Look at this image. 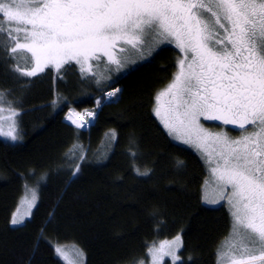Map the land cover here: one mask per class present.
<instances>
[{
	"label": "trees",
	"instance_id": "trees-1",
	"mask_svg": "<svg viewBox=\"0 0 264 264\" xmlns=\"http://www.w3.org/2000/svg\"><path fill=\"white\" fill-rule=\"evenodd\" d=\"M14 44L0 33V105L17 128L13 143L0 139V264H66L56 251L65 247L84 264H143L151 246L177 236L176 264H217L229 211L203 204L204 161L154 115L179 51L147 42L119 50V66L101 57L87 73L70 63L27 76L31 54L12 53ZM69 110L92 112L89 128L68 123ZM25 186L37 203L11 226Z\"/></svg>",
	"mask_w": 264,
	"mask_h": 264
},
{
	"label": "snow or ice",
	"instance_id": "snow-or-ice-1",
	"mask_svg": "<svg viewBox=\"0 0 264 264\" xmlns=\"http://www.w3.org/2000/svg\"><path fill=\"white\" fill-rule=\"evenodd\" d=\"M0 33L15 41L12 53L31 54L27 76L73 61L83 70L97 53L119 66L118 42L136 49L154 38L174 41L184 56L168 89L172 101L163 115L154 112L170 135L201 151L215 145L219 199L208 202L227 200L230 235L242 241L225 257L228 264H264V0H0ZM13 33H23L24 42ZM200 117L247 134L213 135ZM179 242L177 236L173 244Z\"/></svg>",
	"mask_w": 264,
	"mask_h": 264
},
{
	"label": "rangeland",
	"instance_id": "rangeland-1",
	"mask_svg": "<svg viewBox=\"0 0 264 264\" xmlns=\"http://www.w3.org/2000/svg\"><path fill=\"white\" fill-rule=\"evenodd\" d=\"M13 35H18V39L20 40V42L21 43L24 42V40H23L24 34L23 33H20V34L13 33ZM147 42H148V44H153L154 42H156V43L160 42V40L154 38V39L148 40ZM161 44L171 45V46L175 47L180 53L179 60L183 58L184 54L180 51L179 48L176 47L174 41L172 43L163 42ZM141 45H145V43H141L140 46ZM14 46H15V44L12 45L11 48ZM130 46L131 45L123 44V42H118L116 48L113 51L116 54L120 50L121 47L129 48ZM141 48H142V46H141ZM18 51H23L26 53L25 50H18ZM97 55L100 56V59H101V57H104L107 61H109L106 56H103V54L97 53ZM93 60L94 59H89L87 64H85L83 66V70L81 69L80 64H76L74 61L70 62V63L76 65L81 72L87 73L90 71L91 63ZM33 66H34V64H33ZM48 68H51L52 70H54V72H57V70L55 69L54 66H49ZM178 71H179V66L177 63L176 75L178 74ZM172 83H174V79L171 81V83L169 85H167L164 89H162L158 93V95L156 96L154 109L159 108L161 111V115H163L165 110H167L170 107V102L172 101V93L169 92L168 89ZM154 115H155L156 119L158 120V122L160 123V125L165 129L167 134L170 136V138L175 143H178L180 145H183L185 147H188V148L194 150L195 152H197L199 154V156L204 161V163L207 167V179H206L207 183L205 181L203 188H202V202H203V204L208 206V207H217L220 205H225V207L228 209L229 214H230L229 205H228L226 199L219 200V203H209L208 202V201H211L213 199H219L218 189H217V186L215 183V179H214V177H212V174H211V168L215 167V153L213 152L215 145H213L209 141L208 145L206 146L207 151L198 150L194 144L185 143L183 140L176 138L175 135H170L168 129L165 128L164 123L162 122L161 118L159 116H157L155 114V112H154ZM92 118H93V114H92V112H89V111L78 113L74 110H69L65 115V120L68 123H70L76 127H78L77 125H83L82 127H79L83 130H87L89 128V125L91 123ZM73 121H75V123H73ZM199 122L201 125H203L204 129L207 132H209L213 135H215L217 133H226L230 139H240L242 135L247 134V133H244L243 130L237 129L232 125H224L222 121L205 120L204 117H200ZM227 129L233 130L235 133H239V134L237 136H232L225 131ZM16 130H17V128H16L15 116L11 112L6 110L2 105H0V139L4 140L6 142L13 143L15 140H13L11 138V136L17 135ZM8 133H11V135H8ZM208 152H212V155H213V163H211V164H209L207 162V160H208L207 153ZM24 191L25 192H24L23 196L21 197V199L19 200V204H18L16 210L14 211V213L11 217V220H10L11 226H19V225L23 224L27 219H29L31 217L32 212L34 210V207L37 203L38 193H37V190L35 187L25 186ZM229 191H230V188L225 191V196H227ZM14 218L21 221V223H19L17 225H13L11 223V221ZM231 220H232V217H231ZM231 231H230V233H231ZM174 240H175V238L172 240L159 241L156 244H154L153 246H151L149 251H148V254H147V260L143 264H176L177 262H179V260H180L179 251H180L181 245H182L181 244V238H180L179 245L173 244ZM241 242L242 241L239 237L229 234V236L221 244L219 251H218L217 259L220 261V264H228V260L225 257V253L229 252L231 246H233V245L239 246L241 244ZM58 256H59V254H58ZM59 257L66 264H84V259H83L82 254L79 251H77L76 249H73L70 247L69 248H67V247L61 248V253H60ZM258 264H259V262H258Z\"/></svg>",
	"mask_w": 264,
	"mask_h": 264
}]
</instances>
